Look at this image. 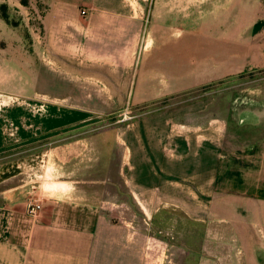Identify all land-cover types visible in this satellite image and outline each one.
<instances>
[{
	"label": "crops",
	"instance_id": "obj_1",
	"mask_svg": "<svg viewBox=\"0 0 264 264\" xmlns=\"http://www.w3.org/2000/svg\"><path fill=\"white\" fill-rule=\"evenodd\" d=\"M225 1L230 14H219L215 32L203 30V9ZM157 8V19L176 11L194 26L149 19L144 34L146 14ZM34 52V96L49 113L29 123L19 107L0 113V150L5 121L13 120L19 145L44 143L41 168L50 170L53 188L44 193L30 180L0 186V264L135 263L122 248L131 243L111 235L128 224L106 218V211L120 215L127 198L146 215L175 206L195 220L220 209L237 215L229 200H240L243 233L251 240L249 232L260 229L264 240V137L237 146L233 134L220 135L180 108L109 120L128 107L264 69V0H48ZM99 122L111 124L95 128ZM191 154L198 160L187 161ZM187 194L200 205L186 203ZM35 198L54 202L32 218L27 205ZM198 210L207 215L195 216Z\"/></svg>",
	"mask_w": 264,
	"mask_h": 264
},
{
	"label": "rangeland",
	"instance_id": "obj_2",
	"mask_svg": "<svg viewBox=\"0 0 264 264\" xmlns=\"http://www.w3.org/2000/svg\"><path fill=\"white\" fill-rule=\"evenodd\" d=\"M0 3H7L10 20L16 24H8L0 18V93L14 95L29 103L28 105L15 103L3 108L0 113L19 107L25 112L28 123L34 119L40 120L48 115L49 108L47 103L34 96L33 79L36 68L34 50L41 36V17L48 0H0ZM227 4V1L220 3L218 10H215L217 7L214 6L203 9V30L215 32L218 29L216 23L219 14L220 17L226 18ZM159 9L162 10L153 9L151 17L150 13L146 14L144 34L148 29L149 19L150 21L157 19ZM143 10L148 13L150 8ZM186 10L193 14L198 8ZM232 12L237 14V6ZM173 13L164 12L163 18L157 20L183 28L194 26V22L184 21L176 11ZM42 103H45V110L39 108ZM179 108L186 112L188 117L190 113L199 115L203 126L212 123L219 129L220 135L233 134L231 136L234 138L233 144L237 146L252 143L251 140L264 137V69L238 73L181 95L157 101L144 109L128 107L112 114L109 120L119 119L125 113L135 117V113L141 114L142 111L161 113L162 110ZM252 116L256 118V123L251 125L247 118ZM110 124L99 122L95 128ZM18 127V123L13 120L5 121L7 146L0 150V186H14L30 180L31 185L42 187L44 193L50 191L53 188L52 181L49 180L50 170L44 173L41 168L43 153L40 149L45 145L38 139L35 141V138L23 141L19 145ZM203 131L201 139L205 140L206 135ZM156 154L162 156V149L156 151ZM167 157L161 159L165 161L168 160ZM207 157L209 159L207 161L210 162L209 153ZM186 160L198 159L191 154ZM4 178H7L8 182ZM184 185L187 191L189 189L198 191L193 184L185 182ZM172 190L176 193L173 187ZM40 200L42 208L53 206L52 200L50 202L48 199ZM229 201L237 211H240L237 215L220 209L210 213L212 216H207L204 220H195L175 206L165 207L156 215H146L139 206H135L134 202L127 198L120 215H111L110 211H106V218L119 226L128 224L111 233L113 236L121 235L125 243H131V249H125L126 246L122 248L129 252L135 263L123 264H264V240L260 235L261 230L249 232L253 243L247 239L248 234L243 233V230L247 229L243 224L246 213H241L243 202L232 199ZM185 202L194 207L195 204L200 205L202 200H194L187 194ZM104 205L115 208L111 201ZM198 212L199 214L194 215H207L204 210ZM240 224L244 227L239 226ZM261 226L264 229L263 224Z\"/></svg>",
	"mask_w": 264,
	"mask_h": 264
},
{
	"label": "built area",
	"instance_id": "obj_3",
	"mask_svg": "<svg viewBox=\"0 0 264 264\" xmlns=\"http://www.w3.org/2000/svg\"><path fill=\"white\" fill-rule=\"evenodd\" d=\"M82 13H84V11L82 10ZM29 104L28 102L23 101V100H20L18 97L14 96V95H10V94H4V93H0V111L5 108V107H8L10 105H13V104ZM44 106H45V103H42L39 105V108H42V110H45L44 109ZM131 116H129L127 113L123 114L121 116V118L119 119L120 121H123V120H127V119H130ZM42 208V202L40 199H31L29 202H28V205H27V212H28V215L32 218H34L38 211Z\"/></svg>",
	"mask_w": 264,
	"mask_h": 264
},
{
	"label": "trees",
	"instance_id": "obj_4",
	"mask_svg": "<svg viewBox=\"0 0 264 264\" xmlns=\"http://www.w3.org/2000/svg\"><path fill=\"white\" fill-rule=\"evenodd\" d=\"M0 18L3 19L6 23H11L12 25H16L10 20L9 17V8L7 3H0Z\"/></svg>",
	"mask_w": 264,
	"mask_h": 264
},
{
	"label": "clouds",
	"instance_id": "obj_5",
	"mask_svg": "<svg viewBox=\"0 0 264 264\" xmlns=\"http://www.w3.org/2000/svg\"><path fill=\"white\" fill-rule=\"evenodd\" d=\"M74 190H75L74 186H71L70 191H74Z\"/></svg>",
	"mask_w": 264,
	"mask_h": 264
}]
</instances>
